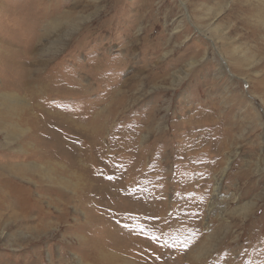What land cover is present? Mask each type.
Masks as SVG:
<instances>
[{
  "label": "rangeland",
  "instance_id": "1",
  "mask_svg": "<svg viewBox=\"0 0 264 264\" xmlns=\"http://www.w3.org/2000/svg\"><path fill=\"white\" fill-rule=\"evenodd\" d=\"M3 95L0 264H264V0H0Z\"/></svg>",
  "mask_w": 264,
  "mask_h": 264
},
{
  "label": "bare ground",
  "instance_id": "2",
  "mask_svg": "<svg viewBox=\"0 0 264 264\" xmlns=\"http://www.w3.org/2000/svg\"><path fill=\"white\" fill-rule=\"evenodd\" d=\"M86 19H88V18H86ZM96 20V19H95ZM92 22V21H91ZM90 23V22H89ZM103 28V27H102ZM101 28V29H102ZM74 29H76V27L74 28ZM89 31V30H88ZM85 33V32H84ZM88 34V33H87ZM8 57V56H7ZM228 63V62H227ZM194 64H190V67H192ZM232 65V64H231ZM227 67H228V65H227ZM233 67V66H232ZM219 72L223 75L224 74V72H225V70H224V68H223V66L221 67H219ZM23 74V80H25V82H26V86H28V84H30L31 83V77L30 78H28V71H24V73H22ZM26 75H27V78H26ZM21 79V80H22ZM24 81L22 82V86H23V84L25 83ZM34 83V82H33ZM26 86H25V88H26ZM24 88V89H25ZM30 88V87H29ZM43 93V92H42ZM14 97V96H13ZM12 96H9V95H3L1 98H0V100H1V102L2 103H4V104H6V105H8L9 107H11V106H14V105H16V103H17V100H15L14 98H13ZM243 97V96H242ZM244 98V97H243ZM4 107H7V106H4ZM257 115V114H256ZM77 155V154H76ZM81 154H79V155H77V156H80ZM88 155V154H87ZM79 160V159H78ZM78 166V165H77ZM91 166V165H90ZM83 167V166H82ZM87 168V167H86ZM80 170V169H79ZM81 170H83V168L81 169ZM223 173H224V169L221 171V174H220V178L222 177V175H223ZM81 176V175H80ZM127 176H129L130 178H132V173H131V170H129L128 171V175ZM77 178V177H76ZM220 178H216L215 179V186H214V188H215V191H214V197L217 195V193H218V189H219V186H220ZM79 180V184H80V179H78ZM133 180V179H132ZM82 184V183H81ZM90 187V188H93V185H91V184H86L84 187L86 188V187H88V186ZM77 186H78V184H77ZM83 187V188H84ZM80 188H81V186H80ZM111 189V188H110ZM127 190H128V192H133L134 191V186H133V184L130 182V184H129V186H127V188H126ZM19 193H21V194H23V199H22V204H26V206L22 209V211L24 210V209H26V207L28 208L27 210H26V214H27V212H28V210H29V201L30 200H28V192H27V190L26 189H24L23 190V188L22 189H19V190H17ZM98 191V190H97ZM80 192H81V190H80ZM76 193V192H75ZM125 193V192H124ZM123 193V194H124ZM90 194V193H89ZM115 194H116V192H115ZM112 195V194H111ZM21 196V195H20ZM24 196H26V197H24ZM31 197V196H30ZM43 197V196H42ZM49 197V196H48ZM74 197L75 196H70V198H65V200H66V202L67 203H70L71 201H73V199H74ZM35 199V198H34ZM51 199V198H50ZM132 199V198H131ZM48 200V199H47ZM215 200V199H214ZM33 201V200H32ZM130 201V200H129ZM40 202V201H39ZM50 202H52V201H50ZM49 202V203H50ZM62 202V201H61ZM131 202V204L133 203L132 201H130ZM63 203V202H62ZM130 204V207H132V205ZM50 205V204H49ZM213 205H214V202L212 203V206L210 205V208H209V211H211L212 209H213ZM21 206V205H20ZM40 206V205H39ZM51 206V205H50ZM50 206H48V207H50ZM80 206V205H79ZM69 207V206H68ZM73 207V206H72ZM75 207V206H74ZM21 208H22V206H21ZM38 209H39V213L37 214V216H35V218H34V222L35 223H33V227H34V232L36 233V234H40V233H43V231H45V229L46 228H48L49 227V225L53 222L51 219H48L47 220V222L45 221V214L44 213H46V215L49 213V214H53V217L52 218H54V219H56L57 218V216L56 217H54V212H45L44 210V208H42V209H40L39 207H37ZM61 209H62V205H61V208H59L58 209V215L60 214V213H67L68 214V211H66V209H67V207L65 206V208H64V210L61 212ZM69 209V208H68ZM72 209V208H71ZM74 209V208H73ZM81 210V209H80ZM48 211V210H47ZM23 213H24V211H23ZM35 213H37L36 211H35ZM34 213V214H35ZM78 213V212H77ZM76 213V214H77ZM137 213L138 212H135V211H133L132 209L128 212V214H127V216H128V219L130 220V221H132V219L134 218V217H139L138 215H137ZM55 214H56V212H55ZM75 214V215H76ZM25 215V214H24ZM84 215V214H83ZM78 216V215H77ZM68 217H69V214H68ZM50 218V217H49ZM53 219V220H54ZM75 219V218H74ZM77 219V218H76ZM78 220V219H77ZM55 221V220H54ZM62 221V220H61ZM87 221V220H86ZM127 221V220H126ZM79 222V221H78ZM55 223V222H54ZM75 224V223H74ZM87 226V225H86ZM91 226V225H90ZM115 226V225H114ZM90 228V227H89ZM60 229H61V226H60ZM114 230L116 231V229L114 228ZM72 232V231H71ZM66 234V233H65ZM108 234V233H107ZM110 237H109V239H110V241L112 242V249H114L116 252H118V253H120L119 252V250H118V247H117V243L119 242V238H117V235H116V233H112V235L111 234H108ZM131 238V237H130ZM130 240V239H129ZM96 241H93V246H94V249L96 248V243H95ZM98 243V242H97ZM114 245H116V246H114ZM113 247H115V248H113ZM195 251V250H194ZM95 252V251H94ZM203 252V251H202ZM96 253V252H95ZM201 253V252H200ZM120 254H122V253H120ZM193 254V253H192ZM123 255V254H122ZM191 255V254H190ZM195 256V255H194ZM113 257V256H112ZM111 257V258H112ZM186 257V256H185ZM113 259V258H112ZM122 259V258H121ZM190 259V258H189ZM111 261V260H110ZM193 263H195V262H193Z\"/></svg>",
  "mask_w": 264,
  "mask_h": 264
}]
</instances>
